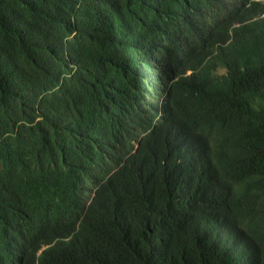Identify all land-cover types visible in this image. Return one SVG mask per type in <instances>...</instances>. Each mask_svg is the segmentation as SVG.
<instances>
[{
    "label": "trees",
    "instance_id": "obj_1",
    "mask_svg": "<svg viewBox=\"0 0 264 264\" xmlns=\"http://www.w3.org/2000/svg\"><path fill=\"white\" fill-rule=\"evenodd\" d=\"M0 264H264V1L0 0Z\"/></svg>",
    "mask_w": 264,
    "mask_h": 264
},
{
    "label": "built area",
    "instance_id": "obj_2",
    "mask_svg": "<svg viewBox=\"0 0 264 264\" xmlns=\"http://www.w3.org/2000/svg\"><path fill=\"white\" fill-rule=\"evenodd\" d=\"M261 1H264V0H261Z\"/></svg>",
    "mask_w": 264,
    "mask_h": 264
}]
</instances>
